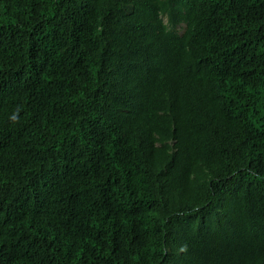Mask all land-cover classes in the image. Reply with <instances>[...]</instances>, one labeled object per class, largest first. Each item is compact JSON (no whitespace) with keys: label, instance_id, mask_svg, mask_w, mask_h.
Here are the masks:
<instances>
[{"label":"trees","instance_id":"1","mask_svg":"<svg viewBox=\"0 0 264 264\" xmlns=\"http://www.w3.org/2000/svg\"><path fill=\"white\" fill-rule=\"evenodd\" d=\"M0 264H264V0H0Z\"/></svg>","mask_w":264,"mask_h":264}]
</instances>
